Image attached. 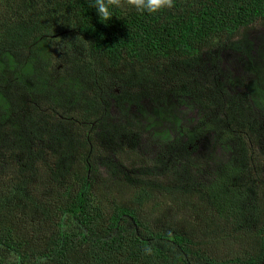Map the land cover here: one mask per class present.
<instances>
[{
	"label": "trees",
	"instance_id": "1",
	"mask_svg": "<svg viewBox=\"0 0 264 264\" xmlns=\"http://www.w3.org/2000/svg\"><path fill=\"white\" fill-rule=\"evenodd\" d=\"M114 12L105 24L94 0H0V264L12 254L20 264H264L261 125L241 111L226 115L234 127L211 116L216 129L201 116L222 85L198 76L206 58L264 24V0ZM111 97L143 121L110 125ZM173 99L200 111L182 151L209 130L232 142L206 180L186 176L172 147L138 152Z\"/></svg>",
	"mask_w": 264,
	"mask_h": 264
},
{
	"label": "rangeland",
	"instance_id": "2",
	"mask_svg": "<svg viewBox=\"0 0 264 264\" xmlns=\"http://www.w3.org/2000/svg\"><path fill=\"white\" fill-rule=\"evenodd\" d=\"M206 59L207 67L200 69L198 73L199 79H202L200 84H206L210 80L213 84L215 82L216 85H222V87L219 88L220 94H215L213 104L208 110L203 109L201 117L207 118V122L214 124L215 127H217L216 124L222 122H227L229 127H234L236 123L226 119V115L229 113L240 115V112L243 111L251 119L259 120L258 123L261 127L253 122L251 123L256 127L258 138L264 142V92L260 89L259 86L261 85L258 84L256 78L259 76L255 75L258 69L259 73L264 76V24L256 22L247 29V36L241 41L240 45L225 44L217 51L215 59ZM57 70H61L60 64H57ZM200 84L195 83L193 86L194 90H197L198 96L201 92ZM208 84L213 87L210 82ZM129 88L138 87L134 84ZM208 97H210L209 92L205 94V98ZM109 102L110 125L124 126L127 124L128 119H140L141 113L132 112L134 107H129V102L113 97L109 99ZM143 103L144 110L148 111L145 106L149 107V104L147 101ZM172 103L173 106H170L169 112L166 113L168 115L167 119H158L150 112V115L155 117V127H148L149 132L140 133L137 141L138 152L152 159L172 147V153L176 156V161L181 162L186 176L194 175L206 180L212 177L216 160L224 161L235 152L232 148V142H219L220 137L209 130L202 133L203 135L197 141L194 149L191 148L190 152L188 150L185 153L182 151L186 139L183 135V129L185 126L191 128L196 124L191 122L196 121L200 116L199 107L193 105L191 100H187L186 103L180 105L178 100L173 99ZM121 110H126L127 114H123ZM215 114L226 120L216 123L211 122L210 117H216ZM162 131H169V138H165ZM175 139L178 141L174 142ZM250 149L256 155L260 147L256 144Z\"/></svg>",
	"mask_w": 264,
	"mask_h": 264
},
{
	"label": "clouds",
	"instance_id": "3",
	"mask_svg": "<svg viewBox=\"0 0 264 264\" xmlns=\"http://www.w3.org/2000/svg\"><path fill=\"white\" fill-rule=\"evenodd\" d=\"M126 6L134 7L138 12L158 13L164 9H170L174 6V0H94V8L99 18L107 24L115 15L114 9H125ZM53 43H59L53 41ZM146 253H151L152 249L147 247ZM21 257L12 254L8 257L7 264H20Z\"/></svg>",
	"mask_w": 264,
	"mask_h": 264
}]
</instances>
